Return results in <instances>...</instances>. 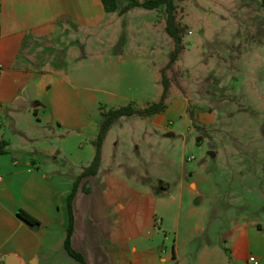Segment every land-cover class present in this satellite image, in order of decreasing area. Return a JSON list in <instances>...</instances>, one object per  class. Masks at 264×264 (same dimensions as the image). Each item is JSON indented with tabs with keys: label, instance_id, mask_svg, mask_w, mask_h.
Listing matches in <instances>:
<instances>
[{
	"label": "rangeland",
	"instance_id": "1",
	"mask_svg": "<svg viewBox=\"0 0 264 264\" xmlns=\"http://www.w3.org/2000/svg\"><path fill=\"white\" fill-rule=\"evenodd\" d=\"M125 2L117 0L119 7ZM263 2L173 0L181 42L170 65L174 43L165 31V6L152 12L136 8L124 17V25L133 24L146 35V43L131 44L132 54L141 58L115 65L107 59L102 65L94 63L98 70L84 61L81 90L93 104L80 124H52L47 136L30 134L29 150H36L38 157L53 150L50 159L57 156L58 171H79L81 159L91 155L90 130L99 122L100 112L156 102L163 72L169 85L167 98L183 99L185 108L162 112V129L151 118L119 119L112 127L110 136L116 141L110 148L124 165L135 166L131 175L141 172L165 181L155 218L161 219L156 226L160 244L171 251L175 242L180 254L170 264H248L250 255L264 264ZM142 17L161 21L162 38H150L149 26L134 24ZM156 30L158 34V24ZM69 64L74 73L75 66ZM200 116L207 122L200 123ZM171 129L181 134L170 136ZM15 142L28 143L20 138ZM79 142L84 148L78 149ZM185 170L181 188L178 179ZM187 182L196 185L200 198Z\"/></svg>",
	"mask_w": 264,
	"mask_h": 264
},
{
	"label": "crops",
	"instance_id": "2",
	"mask_svg": "<svg viewBox=\"0 0 264 264\" xmlns=\"http://www.w3.org/2000/svg\"><path fill=\"white\" fill-rule=\"evenodd\" d=\"M136 8L140 7L119 13L106 12L101 0H0V145L4 149L0 153V264H80L64 248L67 196L94 156L99 122L90 130V157L81 159L80 170L70 173L58 171L57 156L50 159L53 150L41 158L36 150H29L30 134L47 136L52 124H80L93 104L81 90L84 80L79 72L84 61L93 68L94 63L102 65L107 59L115 65L141 58L132 54L131 44L146 43V35L132 28V21L128 20L131 26L124 25V17ZM140 19L134 24L149 26L150 38L162 36L161 21ZM68 63L75 66L74 73ZM173 98L166 97L162 112L185 108L183 99ZM162 112L115 119L103 138L96 174L79 182L71 200L70 245L88 264H170L180 258L175 242L171 251L164 249L156 229L161 219L155 218V205L165 192V181L146 178L141 172L131 175L135 166L124 165L110 148L116 141L110 136L112 127L119 119L151 118L162 129ZM199 119L207 122L202 116ZM178 133L171 129L169 134ZM19 138L28 143H16ZM84 145L77 143L78 149ZM184 178L186 170L178 179L181 188ZM187 183L200 198L196 185ZM18 210L37 223L24 221Z\"/></svg>",
	"mask_w": 264,
	"mask_h": 264
},
{
	"label": "trees",
	"instance_id": "3",
	"mask_svg": "<svg viewBox=\"0 0 264 264\" xmlns=\"http://www.w3.org/2000/svg\"><path fill=\"white\" fill-rule=\"evenodd\" d=\"M101 2L106 12L118 11L119 13H124L133 7H141L144 9H155L161 5H164L166 10L165 31L171 37L174 43V48L170 53L171 57L167 65H170V63L175 60L176 53L180 48L181 29L179 28L178 24L175 22V16H174L175 5L173 3V0H126L125 4H123V6L121 7L118 6L117 0H101ZM161 83H162V92L160 94L159 99L156 102H153L146 107L136 108L132 104H127L125 106L111 108L108 110H102L100 112V121L95 139L94 156L90 164L83 169L81 174L74 181L72 190L70 194L67 196L68 225L66 228V236L64 239V248L68 252V254L71 255L74 259H76L80 264H88V263H86L85 260L82 258L81 254L75 251L70 245V238L73 232V215L71 210V200L77 190L78 182L86 175L96 174L100 163L101 145L103 138L105 136L106 131L108 130V128L115 119H117L120 116H128L132 114L151 115V114L160 113L164 110L166 106L165 99L167 97L169 85L163 72H162ZM2 152H4V149L0 145V153ZM17 215L30 224L37 223V220L35 218H33L30 214H28L23 210H18Z\"/></svg>",
	"mask_w": 264,
	"mask_h": 264
},
{
	"label": "built area",
	"instance_id": "4",
	"mask_svg": "<svg viewBox=\"0 0 264 264\" xmlns=\"http://www.w3.org/2000/svg\"><path fill=\"white\" fill-rule=\"evenodd\" d=\"M248 264H258V261H257V259L254 256L250 255L248 257Z\"/></svg>",
	"mask_w": 264,
	"mask_h": 264
},
{
	"label": "water",
	"instance_id": "5",
	"mask_svg": "<svg viewBox=\"0 0 264 264\" xmlns=\"http://www.w3.org/2000/svg\"><path fill=\"white\" fill-rule=\"evenodd\" d=\"M196 141L199 143V142L201 141V136L198 135V136L196 137Z\"/></svg>",
	"mask_w": 264,
	"mask_h": 264
}]
</instances>
